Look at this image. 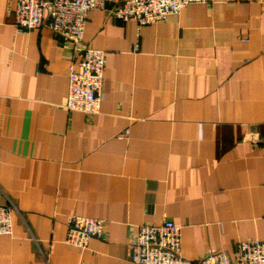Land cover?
<instances>
[{
  "label": "crops",
  "instance_id": "obj_1",
  "mask_svg": "<svg viewBox=\"0 0 264 264\" xmlns=\"http://www.w3.org/2000/svg\"><path fill=\"white\" fill-rule=\"evenodd\" d=\"M0 0V264H132L139 225L181 228L182 257L264 242V0H211L149 25L89 13L105 53L100 112L68 111L77 54L18 31ZM70 216L105 221L82 250Z\"/></svg>",
  "mask_w": 264,
  "mask_h": 264
},
{
  "label": "built area",
  "instance_id": "obj_2",
  "mask_svg": "<svg viewBox=\"0 0 264 264\" xmlns=\"http://www.w3.org/2000/svg\"><path fill=\"white\" fill-rule=\"evenodd\" d=\"M211 0H16L14 25L18 31L46 27L69 42L77 54L68 72V94L63 106L68 111L94 116L104 96V51L83 42L90 11L100 10L121 22L149 25L179 14L191 4ZM14 207L0 204V235L13 230ZM105 221L70 216L65 243L86 249L92 238H102ZM181 228L164 219L157 224L139 225L129 241L132 264H194L182 257ZM197 264H264V242L253 239L235 244L233 255L209 251Z\"/></svg>",
  "mask_w": 264,
  "mask_h": 264
}]
</instances>
